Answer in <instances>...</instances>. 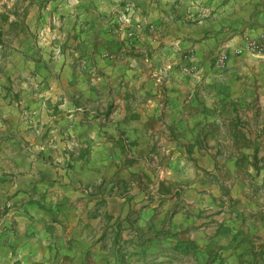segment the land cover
Returning <instances> with one entry per match:
<instances>
[{
  "label": "crops",
  "instance_id": "1",
  "mask_svg": "<svg viewBox=\"0 0 264 264\" xmlns=\"http://www.w3.org/2000/svg\"><path fill=\"white\" fill-rule=\"evenodd\" d=\"M0 16V264H264V0Z\"/></svg>",
  "mask_w": 264,
  "mask_h": 264
},
{
  "label": "built area",
  "instance_id": "2",
  "mask_svg": "<svg viewBox=\"0 0 264 264\" xmlns=\"http://www.w3.org/2000/svg\"><path fill=\"white\" fill-rule=\"evenodd\" d=\"M130 8L129 6L126 8L128 9ZM121 19L123 21L128 20L126 14H121ZM57 37V36H56ZM57 39V38H56ZM61 39V38H59ZM247 48L250 52H258V51H263L264 52V30L262 31L261 35H260V39L257 40H250L247 43ZM51 52H52V56L54 58H56L57 56H59L62 53V43L60 41H54V43H51ZM226 55L225 54H221V61H223L225 59ZM194 66L190 65L189 62L185 63L183 65L180 66V70L182 72H188L191 71L190 69H192Z\"/></svg>",
  "mask_w": 264,
  "mask_h": 264
},
{
  "label": "rangeland",
  "instance_id": "3",
  "mask_svg": "<svg viewBox=\"0 0 264 264\" xmlns=\"http://www.w3.org/2000/svg\"><path fill=\"white\" fill-rule=\"evenodd\" d=\"M54 37H56V35H55V34H53V35H50V39H51V38H54ZM8 38H9V39H11V36H8Z\"/></svg>",
  "mask_w": 264,
  "mask_h": 264
},
{
  "label": "trees",
  "instance_id": "4",
  "mask_svg": "<svg viewBox=\"0 0 264 264\" xmlns=\"http://www.w3.org/2000/svg\"><path fill=\"white\" fill-rule=\"evenodd\" d=\"M1 17V16H0ZM11 23V22H10Z\"/></svg>",
  "mask_w": 264,
  "mask_h": 264
}]
</instances>
